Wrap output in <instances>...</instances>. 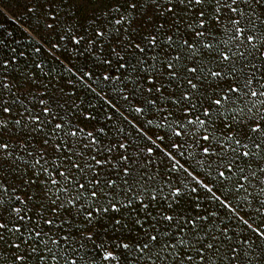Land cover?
Wrapping results in <instances>:
<instances>
[{
  "label": "snow or ice",
  "instance_id": "obj_1",
  "mask_svg": "<svg viewBox=\"0 0 264 264\" xmlns=\"http://www.w3.org/2000/svg\"><path fill=\"white\" fill-rule=\"evenodd\" d=\"M20 15L27 46L0 25V264H264V0Z\"/></svg>",
  "mask_w": 264,
  "mask_h": 264
},
{
  "label": "trees",
  "instance_id": "obj_2",
  "mask_svg": "<svg viewBox=\"0 0 264 264\" xmlns=\"http://www.w3.org/2000/svg\"><path fill=\"white\" fill-rule=\"evenodd\" d=\"M21 11L22 0H3V2H0V25L3 27V32H10L13 34V37H4L5 43L9 47L15 46L12 43L13 38L20 40L22 46H27L30 43L27 38V34L23 32V29L20 26L23 24V28H28L26 17L20 15ZM29 33L35 36V33L31 32V29H29ZM37 39H39V37H37ZM7 52L8 47H0V53ZM61 59L63 58L61 57Z\"/></svg>",
  "mask_w": 264,
  "mask_h": 264
}]
</instances>
